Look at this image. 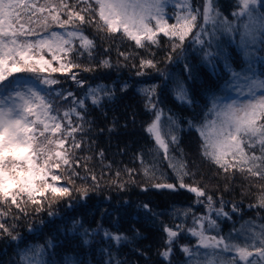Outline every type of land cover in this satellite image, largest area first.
Segmentation results:
<instances>
[{"label":"snow or ice","instance_id":"obj_1","mask_svg":"<svg viewBox=\"0 0 264 264\" xmlns=\"http://www.w3.org/2000/svg\"><path fill=\"white\" fill-rule=\"evenodd\" d=\"M215 5L216 0H204L202 9L193 7L192 0H0V235L21 241L18 233L13 235L14 222L28 215V205L35 213H40L45 204L51 208L56 202L48 199V193L53 197H70L73 189L57 187L56 182L65 180L72 184V177L80 175L76 168L81 166L82 160L85 172H89L87 161L91 157L77 155L84 142L85 124L90 123L85 120L86 100L90 99L92 105L99 107L106 98L114 97L115 90L114 84L92 86L80 78V72L113 67L107 55L98 64L77 62L85 55L89 61L96 59V40L86 34V28H93L96 34L104 33L102 40L120 33L122 39L134 41L138 48L159 46V35L163 34L171 42L168 62L173 61L172 53L178 49L184 54L185 41L191 37L189 42L200 49L202 64L209 73L220 76L223 68L228 77L221 89L224 95L210 97L211 107L204 113L203 122L197 123L195 117L186 121L188 128L197 131L201 138V156L219 166L226 175L240 172L264 180V56L258 55L264 51V11H261L264 0H237L239 10L231 13L234 18L231 21ZM169 6L176 9L173 14L166 11ZM169 18L175 23L169 24ZM198 20L202 22L198 24ZM221 35L228 36L236 47L241 59L239 69L233 66L231 54L221 46ZM110 50V47L104 49L105 53ZM117 54L125 61L132 57V53L119 49ZM48 55L51 59L46 58ZM54 62L58 67L53 66ZM145 69L164 76L167 87L171 74L162 72L154 59L141 58L136 75H147ZM184 72L188 81L202 83L196 65L185 63ZM18 73L32 74L35 81L18 77L15 75ZM56 73L62 74L64 80L53 75ZM66 81L82 89V93L78 95L64 88ZM36 82L47 86L46 91L38 90ZM130 87L132 85L125 81L120 91L126 92ZM158 88L159 84H151L137 89L146 97L145 110L153 116L144 130L154 140V146L148 149L151 163L145 161L143 153L137 159L145 177L151 181L163 180L164 173L160 172L158 163L162 154L177 183L153 182L142 186V190L186 189L195 194L194 203L205 208L200 215L194 214L191 207L174 211V216L185 218L192 214V226L163 225L166 248L159 255L170 264L172 245L186 232L196 243L180 245L185 264H264V224L248 220L239 229L233 228L222 235L218 219L231 218L224 210L223 199L216 207L212 195L184 182L185 177L194 173L188 170L183 149H178L179 158L171 152L172 146L179 145L180 138L174 131L179 124L174 115H169L170 109L166 112L159 107ZM230 92H234L236 98L227 99ZM173 93L181 103L191 106L195 102L182 79L176 82ZM208 115L212 116L211 120L207 119ZM113 130L114 126L109 128ZM103 155L101 150L99 156ZM128 171L131 174L133 170ZM90 178L95 185L97 176L91 174ZM258 187L256 204L250 207L264 208V185ZM75 190L86 198L89 188ZM140 207L146 214L156 216L148 204ZM232 211H239L235 204ZM48 215L56 214L49 211ZM9 219L13 223L9 224ZM37 230L29 225V231ZM54 230L63 232L66 238L79 236V244L84 246L91 244L97 234L117 246L128 240L126 235L114 234L99 224L96 228H86L80 219H73L70 227L56 226ZM234 235L242 237L243 243L236 242ZM55 247L52 238L43 244L27 245L19 249L12 264H57L46 259ZM108 256L107 264H113L111 252ZM59 264L79 262L71 252H65ZM115 264L123 262L116 260Z\"/></svg>","mask_w":264,"mask_h":264},{"label":"trees","instance_id":"obj_2","mask_svg":"<svg viewBox=\"0 0 264 264\" xmlns=\"http://www.w3.org/2000/svg\"><path fill=\"white\" fill-rule=\"evenodd\" d=\"M86 34L96 40V59L89 61L85 55L80 57L77 62L81 65L98 64L99 60L107 55L111 57L113 67L109 69L97 68L95 72H80V78L94 86L99 83L109 86L114 84L115 90L114 97L111 100L106 98L99 107L92 105L90 100L87 101L85 120L90 123L85 124L84 142L82 148L77 151V155L91 157V160L87 161L89 172H85L82 160L81 166L76 168L80 175L72 177V184H68L65 180L60 181L73 189L70 197L60 198L49 195V200L56 201L51 208L45 204L44 211L40 213H35L33 208H29L28 215L24 216V219L17 220L18 223L14 222L13 235L18 233L22 237L21 241H11L7 235H0V264H12V261L17 259L19 249L31 244H43L49 238L53 239L56 247L49 251L46 257L48 261H55L59 264L64 253L71 252L79 264H104L103 253L99 246L100 240L103 238L101 234L94 235L92 243L84 246L79 244V236L71 235L66 238L63 232L57 233L54 230L56 226L61 229L66 226L70 227L73 219L82 220L83 224L87 226L86 228H96L98 224L104 227L108 222L111 224L112 230L110 229V231L113 233H122L129 238L135 234L136 242L130 244L126 241L127 243L123 244V259L126 260L125 262L122 259L123 264H169L168 260L159 255L166 248V233L163 231V226L154 225L152 220L160 221L161 225L174 226L180 224L178 221H174L172 216L176 208L191 207L192 212L196 215L204 213L205 208L203 205L195 204V194L186 189L171 191L149 188L147 191L142 190V186L153 182L177 183L167 162L163 160L162 154L158 163L160 172L164 173L163 180L151 181L145 177L141 170V162L137 159V156L143 153L146 162L151 163L152 160L148 149L154 146V140L149 137L144 128L153 116L145 110L146 97L137 91L138 88L151 84L160 85V88L157 89L159 107L166 112L170 109L169 115H174L177 118L179 128L174 131L180 138L179 145L172 146L171 152L174 154L178 149H183V153H186L187 157L184 159L188 163V170L190 171L192 168V173H194L184 179V182L197 185L203 188L207 194L212 195L216 200V207L220 206L221 198L226 202L227 206H224V210L229 212L231 218L221 217L218 219L223 234L230 233L233 228L239 229L246 221L244 217H253L264 221V208L250 207V205L256 204V191L258 190V186L252 178L245 174H242L243 177L237 172L226 175L221 172L220 168L212 167L209 164L205 165L200 172L195 170L194 155H196L195 149L197 145L199 146L200 139L197 131L188 128L186 121L192 117L196 119L199 116L202 117L200 109L195 108L194 104L189 106L181 103L174 97V93L169 87V77L166 81L167 87H165L164 76L153 69H145L147 72L145 76L136 75L141 58L154 59L157 62V67L165 74H169L173 68H180L181 77L186 80L187 87L189 88L190 82L195 95H202L199 86L207 85L213 75L198 63V70L203 78L202 83L193 84L187 80L184 65L188 63V57L184 54L188 51V47L193 46L189 42L191 37L185 41L184 54L181 55L178 49L177 52L172 53L173 61L168 62L166 57L172 52L171 43L163 35L159 36V46L149 45L145 48H137V54H134L135 47L132 44L124 43L123 47L120 46V37L117 34L112 38L105 37L103 40L101 37H104V33L96 34L93 28H86ZM109 47L111 50L105 53L104 49ZM117 49L121 52L132 53V57L125 61L123 57L118 56ZM197 50L196 47L190 50L193 62L197 59ZM46 58L51 59V56L48 55ZM53 66L58 67V64L54 62ZM19 74L15 75L19 77ZM53 75L64 80L60 73ZM125 81L132 87L126 92H121L120 85ZM63 87L77 92V94L82 93V89H78L71 81L64 82ZM57 89L59 90V88ZM196 122L198 123V120ZM113 126L114 130L109 131V128H113ZM77 138L80 139V136L78 135ZM101 150L104 153L102 158L99 156ZM176 156L179 158L181 154ZM129 169L133 170L131 174H129ZM160 172H157V176L160 175ZM91 174H95L98 178L95 185L90 178ZM85 175L89 177L87 180L80 178ZM205 181H210L212 184L211 192L208 191L211 186L204 185ZM121 184L124 187L121 188ZM85 186L89 188V191L87 197L82 198L81 193L75 189ZM142 204H148L156 216L154 217L150 213L146 214L140 207ZM233 204H238L243 210L240 213L233 212ZM49 211L56 215L50 217ZM158 213L160 214L158 215ZM190 215L191 221L184 225L185 228L191 227L192 214ZM9 221L13 223L10 219ZM41 221L44 224H41ZM50 221L54 223H49ZM30 224L38 230L29 231ZM234 236L235 241L243 243L242 237ZM193 239L195 244V238L190 237L186 232L179 235L172 245L170 264L185 263V256L180 250V245H191ZM186 240L187 242H185Z\"/></svg>","mask_w":264,"mask_h":264},{"label":"rangeland","instance_id":"obj_3","mask_svg":"<svg viewBox=\"0 0 264 264\" xmlns=\"http://www.w3.org/2000/svg\"><path fill=\"white\" fill-rule=\"evenodd\" d=\"M203 2H204V0H199V1L192 0L193 7H201V9H202V6H203ZM215 6L230 21L234 19L233 16L231 15V13L234 12V11H238L239 10L238 7H237V0H216V5ZM166 11L169 14H173L176 11V9L174 7H172V6H169V7H167ZM261 11H264V8H261ZM198 22H202V21L198 20ZM168 23L169 24L175 23V20L169 18L168 19ZM57 30H59V29H57ZM117 35L120 37V46L121 47H123L122 45L124 43L125 44L130 43V44H132V46L135 47L134 50H133V53L134 54H137V48L138 47H136L134 41H131V40H128V39H122L120 33H117ZM161 35H163V34H160L159 36H161ZM236 39L238 40L239 37L236 36ZM220 43H221V46L227 52H229L231 54V56L233 57V59H232L233 66L236 67L237 69H239L240 64H241V59H240V56H239L238 51H237L236 47L234 46V44H231L229 42V37L228 36H225V35H221L220 36ZM193 47L194 46L188 47L187 48L188 51H186V49H185L186 53L184 55L188 57V59H187V62L188 63L193 64V65H196L197 68H198V65H197L198 63L203 66V64H202V53H201L200 49L198 47H196V49L198 48V50L196 52V58L197 59L195 60V62H193L192 56L190 54V50H193ZM194 49H195V47H194ZM213 50H215V48H213ZM258 55L264 56V51H260L258 53ZM86 65H89V63H87ZM220 72H221V75L220 76H213V78H211V81L209 83H207V85L204 84L202 86H199V87H201V89L200 88L199 89H200V92L202 94V95H199V96L197 94L195 95V93H194L195 91L191 87L190 82H189L190 97L195 101L193 103L194 106H195V108H199L200 109V112L202 114V117L199 116L200 118L198 117V119H196V120H198V123H202L203 122L204 113H206L207 110H208V108L211 107L210 97L213 94H215L217 96H223L224 95V92L221 89H222V86L224 85L225 80H227L228 77H227V73H224L223 72V68L220 69ZM169 74H171L169 76V87L173 91V88H174L176 82L178 80H181V79L184 80V78L181 77V69L180 68H173V70L169 71ZM198 75L200 77V80H202L203 78H202L199 70H198ZM19 77H21V78H31V79H33V81H35V78L32 76V74H27V73H25V74H19ZM184 81L186 83V80H184ZM92 86H94V85H92ZM36 87H37L38 90H41L42 92L43 91H46V88H47V86L40 85L38 82H36ZM56 90L58 91V89H56ZM79 94H81V93H79ZM202 96H203V98H202ZM232 98H236L234 92H230L228 94V96H227V99H232ZM88 100H90V99H87L86 102ZM199 103H201V104H199ZM207 119L211 120L212 119V116L211 115H208ZM197 134H198V132H197ZM198 138L200 139V141H199L200 143H199V146L197 145L196 146V149H195V154H196V155H194L195 156V159H194V168H196L195 170H197V172H200L202 170V168L205 167V165L207 166V164H209L212 167H215L216 166V167L219 168V166L215 165L210 160H208V159H206V158H204V157L201 156V154H200V145H201V142L202 141H201V138L199 137V134H198ZM174 154L177 155V154H181V153L179 151H177ZM185 154L183 153V158L186 159L187 157H186ZM187 156H188V154H187ZM220 170H221V172L223 174H225L222 169H220ZM192 171H193V169L190 168V172H192ZM237 173H240V172H237ZM244 174L247 176L246 173H244ZM173 175H174V173H173ZM240 175H242V173H240ZM188 177L189 176L185 177V179L188 178ZM252 179L255 182V184H257V186L264 185V180H260V179H257V178H252ZM62 184L63 183H61L60 181L59 182H56V186L57 187L65 186L64 184L63 185ZM207 184L209 186H211L208 189V191L211 192L212 191V184L210 183V181L209 182L205 181L204 182V185L207 186ZM256 192H257V195H258V193H259V187H258V190ZM35 195L37 196V198H39V194L38 193L35 194ZM49 195H52V194L51 193H48V197H50ZM225 204H226V202L224 201V206H227ZM232 207H233V205H232ZM236 207L239 209V211H237L236 213H240L243 210V208L242 207H239L238 204L236 205ZM29 208L31 209L32 206L31 205H28L27 211H28ZM176 209H178V208H176ZM179 209L181 211H183L185 208H183V209L182 208H179ZM16 214L19 215V213H16ZM159 214L160 213H158V215ZM172 216L175 219L174 221H178L180 224L183 223L184 225H186L189 221H191V217H190L191 215L190 214L186 218L183 215H175L174 216L173 213H172ZM244 218H246V221H248V220L255 221V223L257 225L264 224V221L261 220V219L259 220V219H255L253 217H248V218L247 217H244ZM21 219H24V216H21L20 217V220ZM152 222H153V224L155 223L154 225L163 226V225L160 224L161 223L160 221H154V220H152ZM8 223L11 224L10 221H8ZM15 223H18V222L16 221ZM226 225H229V224H226ZM191 226H192V222H191ZM84 227H87V226L84 225ZM222 227H223V225H222ZM103 228L104 229H109V230L111 229L112 230L111 224H108V222H107V224L105 223V225H104ZM220 232H221L222 235H224L223 232H222V230H220ZM115 233L116 232H114V234ZM228 233L229 232H226L225 235H227ZM233 239H235V236H233ZM136 240H137V236L135 234H132L130 238L128 237L127 242H129L130 244H133V242H136ZM193 241H194V239L192 240V244L191 245H195ZM127 242L126 241L125 242H122L121 245L117 246V245L114 244L113 241L107 240L104 237L101 238L100 243H99V246H100L101 249L104 250V251H102V253H103L102 257H103V260H104V264H107V262L109 260L108 252H111V254H112L113 264H115V261L116 260H119V261H122L123 262V260H124L123 259V257H124L123 255L124 254H123L122 248L124 246L123 244H126ZM185 242H187V240ZM132 248H134V247H132ZM124 261L126 262V260H124ZM93 264H95V263H93ZM183 264H185V263H183Z\"/></svg>","mask_w":264,"mask_h":264}]
</instances>
